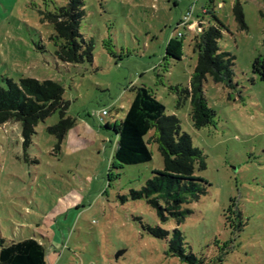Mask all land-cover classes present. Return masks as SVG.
Segmentation results:
<instances>
[{"label": "rangeland", "instance_id": "1", "mask_svg": "<svg viewBox=\"0 0 264 264\" xmlns=\"http://www.w3.org/2000/svg\"><path fill=\"white\" fill-rule=\"evenodd\" d=\"M82 1L80 33L93 41L94 61L70 65L57 57L47 19L68 0H0V87L23 78L57 81L66 115L76 121L60 149L48 133L59 113L39 123L28 148L19 123L0 126V240L34 238L48 264H187L146 233L150 225L180 230L203 264H264V77L254 68L257 59L264 63V0ZM189 12V23L179 25ZM215 16L225 25L221 50L236 57L234 87L210 77L200 85L207 109L201 125L192 103L195 37L220 26ZM177 36L181 60L167 57ZM135 88L153 93L206 157L197 175L207 193L187 206L181 225L132 197L164 169L157 132L148 136L151 162L122 166L115 159L117 138L106 124L124 120ZM187 89L189 99L181 94Z\"/></svg>", "mask_w": 264, "mask_h": 264}, {"label": "trees", "instance_id": "2", "mask_svg": "<svg viewBox=\"0 0 264 264\" xmlns=\"http://www.w3.org/2000/svg\"><path fill=\"white\" fill-rule=\"evenodd\" d=\"M236 20L242 29H247L242 8L233 9ZM85 17L82 0H68L66 6L56 13L47 15L53 23L58 41L57 57L65 64L77 65L85 61H94V43L86 41L80 33L82 19ZM219 27L212 26L196 36L199 51L198 63L194 72L192 85L194 93L192 103L196 120L203 125L207 109L206 99L201 95L200 85L210 77L216 84L234 87L236 57L224 52L219 46L225 25L218 17ZM180 25V24H179ZM178 25V26H179ZM201 40V41H200ZM167 57L181 60L183 57V40L172 37L167 46ZM263 69L264 63L257 59L254 68ZM6 87H0V126L19 123L22 129L24 148H28L36 135L40 122L59 113L60 121L48 128V133L57 139L60 149L68 132L76 121L67 117L69 104L64 100V87L53 80L39 81L23 78L16 83L6 81ZM136 94L124 120L106 129L114 131L117 138L115 159L122 166H136L153 160V153L148 143V136L156 131L155 143L160 147L164 158V169L155 171L140 191H133L134 200H146L157 210L163 222L175 220L181 225L191 213L187 206L207 193L208 182L198 172L207 169L206 157L193 147L192 138L182 133L181 121L176 116H167L165 105L156 96L144 88H135ZM189 99V90L182 91ZM204 94V92L202 93ZM199 96V97H198ZM181 101V99H180ZM180 104V102H179ZM148 235L167 243V253L187 264H203L200 257L187 249L180 230L169 231L162 227L144 226ZM0 264H48L46 249L34 238L19 241L0 240Z\"/></svg>", "mask_w": 264, "mask_h": 264}, {"label": "built area", "instance_id": "3", "mask_svg": "<svg viewBox=\"0 0 264 264\" xmlns=\"http://www.w3.org/2000/svg\"><path fill=\"white\" fill-rule=\"evenodd\" d=\"M190 16H191V12H189L187 15H185V18H184L183 21H181V24H180V25L189 23ZM179 35L182 36L181 34H179ZM107 115H108V111H107V110H104V111L102 112V114H101V118H102V120H103V118H104L105 116H107Z\"/></svg>", "mask_w": 264, "mask_h": 264}, {"label": "water", "instance_id": "4", "mask_svg": "<svg viewBox=\"0 0 264 264\" xmlns=\"http://www.w3.org/2000/svg\"><path fill=\"white\" fill-rule=\"evenodd\" d=\"M121 254H119L117 257H119Z\"/></svg>", "mask_w": 264, "mask_h": 264}, {"label": "crops", "instance_id": "5", "mask_svg": "<svg viewBox=\"0 0 264 264\" xmlns=\"http://www.w3.org/2000/svg\"><path fill=\"white\" fill-rule=\"evenodd\" d=\"M107 124H110V123H107Z\"/></svg>", "mask_w": 264, "mask_h": 264}]
</instances>
